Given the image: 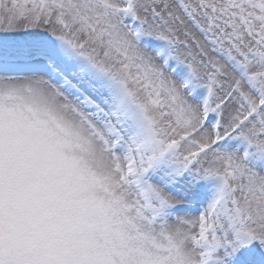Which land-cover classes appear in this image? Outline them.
I'll list each match as a JSON object with an SVG mask.
<instances>
[{"label": "snow or ice", "instance_id": "6c2138e0", "mask_svg": "<svg viewBox=\"0 0 264 264\" xmlns=\"http://www.w3.org/2000/svg\"><path fill=\"white\" fill-rule=\"evenodd\" d=\"M0 264H264V0H0Z\"/></svg>", "mask_w": 264, "mask_h": 264}]
</instances>
